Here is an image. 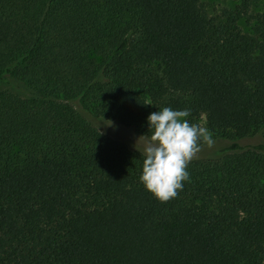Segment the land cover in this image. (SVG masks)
<instances>
[{"label": "trees", "instance_id": "1", "mask_svg": "<svg viewBox=\"0 0 264 264\" xmlns=\"http://www.w3.org/2000/svg\"><path fill=\"white\" fill-rule=\"evenodd\" d=\"M200 0H0V264H264V14ZM10 80L29 92L4 89ZM137 136L163 107L227 141L167 202Z\"/></svg>", "mask_w": 264, "mask_h": 264}, {"label": "clouds", "instance_id": "2", "mask_svg": "<svg viewBox=\"0 0 264 264\" xmlns=\"http://www.w3.org/2000/svg\"><path fill=\"white\" fill-rule=\"evenodd\" d=\"M189 116V109L163 107L151 112L146 118L147 134L138 137L133 145L143 157L139 181L162 203L183 190V182L189 178L187 165L202 145L211 147L214 143L209 130L190 123Z\"/></svg>", "mask_w": 264, "mask_h": 264}, {"label": "rangeland", "instance_id": "3", "mask_svg": "<svg viewBox=\"0 0 264 264\" xmlns=\"http://www.w3.org/2000/svg\"><path fill=\"white\" fill-rule=\"evenodd\" d=\"M243 2H245L247 14L239 21L238 25L244 33H251L252 27H254L253 25L255 23L252 18L256 15L264 14V0H200L201 7L209 16H215L223 10L232 11L239 7ZM4 89H7L20 97H27L30 95V92L21 83L15 80H10L8 86ZM73 106L77 112L100 133L108 138L119 140L125 143L131 150H135L133 145L138 137L131 131V129L124 128L116 122H111V126H109L110 121H104L93 117L78 104H74ZM200 126L205 127L204 117L200 120ZM212 139L214 141L213 145L211 147L202 145L201 151L192 160L216 158L223 153L222 151L228 146L227 141L221 138L212 137ZM259 143H264V138L260 134L239 141V144L245 147Z\"/></svg>", "mask_w": 264, "mask_h": 264}]
</instances>
